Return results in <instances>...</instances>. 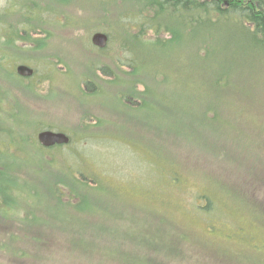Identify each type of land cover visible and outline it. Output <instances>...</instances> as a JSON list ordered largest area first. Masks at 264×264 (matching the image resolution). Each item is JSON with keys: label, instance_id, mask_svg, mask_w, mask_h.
Instances as JSON below:
<instances>
[{"label": "rangeland", "instance_id": "rangeland-1", "mask_svg": "<svg viewBox=\"0 0 264 264\" xmlns=\"http://www.w3.org/2000/svg\"><path fill=\"white\" fill-rule=\"evenodd\" d=\"M88 1L53 5L63 13L55 23L39 1L40 30L53 34L45 33L51 40L37 52L0 38V53L17 56L0 61V162L13 159L11 182L28 187L15 214L26 218L32 203L45 215L31 226L49 234L36 250L47 264L143 263L149 254L170 264H264V46L250 42L246 28L234 34L229 22L213 39L190 36L180 50L131 54L128 36L116 35L115 10ZM18 9L15 0H0V36L20 27ZM97 31L116 34L100 48L92 42ZM131 58L150 64L136 76ZM23 63L33 75L18 73ZM133 86L148 91V104L129 95ZM48 129L72 142L43 145L38 134ZM19 148L28 160L15 157ZM72 175L98 187L60 204L49 196L51 184ZM204 196L214 210L200 208ZM23 229L22 221L0 218V244ZM175 240L183 259L167 251ZM10 254L0 259L39 264Z\"/></svg>", "mask_w": 264, "mask_h": 264}, {"label": "trees", "instance_id": "trees-1", "mask_svg": "<svg viewBox=\"0 0 264 264\" xmlns=\"http://www.w3.org/2000/svg\"><path fill=\"white\" fill-rule=\"evenodd\" d=\"M15 1L19 6L17 11L21 12L20 19H22L18 24H21L22 26L20 25L18 29H14L12 26H6L7 29H3V36H0V38L5 37V39H7L6 41L11 40L10 44L13 42H20L18 46H15L20 49V51L32 50L33 52H37L41 48L47 47V42L51 40V37L45 36V33H53L51 31L40 30L41 25H43V19L41 17L42 8L39 1L45 2L47 7L52 8L49 12L47 11L48 16H50V14L52 16L48 17L49 19L46 21L48 22V20H50V23H55L56 21H62L61 18L63 17V13L60 12V10L53 8V5L64 4L62 1L67 0ZM28 2L33 3V11H27V7H30ZM88 2L95 8L103 10V12L110 13L112 9L115 10V17L111 18L114 19V26L118 27L116 28L117 34H115L121 35L124 40V37L128 36V50L131 51V54L153 52V50L157 49L164 53H170L174 48L180 50L186 48V40L190 36H193L196 40L200 39L202 41L204 38L213 39L215 37L216 29L223 27L229 22H233L236 26L234 27L236 33L234 32V34H239L240 28H246L244 29L246 31L245 36L249 37L250 42L254 43L255 46H264V0H89ZM10 12L11 10L8 14ZM28 12H30V15L27 14ZM2 18L5 20L4 15H2ZM111 19L107 17L104 21L107 22ZM250 25H252V29H250ZM99 26L102 28L104 27L102 23L98 25V27ZM111 31H109L108 34L109 38L115 36ZM206 31L209 36L203 34ZM150 32L154 36L153 39L148 37ZM23 34H26L27 37L31 36V38L28 39ZM39 34L42 36L33 37L34 35ZM200 49H202V52L205 51L202 47ZM11 55L14 57V63L17 60V56L7 50L0 53V61L4 63L5 59L11 57ZM136 59L137 58H131L132 61L130 62L131 64H129L135 71V75L138 76L139 72H141V67H147L150 64V61L148 60L139 64L136 63ZM32 61L33 60L30 62L32 63ZM163 80L164 82L167 81L165 77ZM136 81L147 84V90L148 88L151 89L150 83L146 78L139 77ZM222 81V75H219L215 79V83L218 86ZM136 89V86H133V89L132 87H129V95L134 97L143 96V101L139 98V102H143V105L148 104V100H151V98L148 100L144 98L146 94H148V91L139 94L136 92ZM20 141H26V138L19 139V141L12 143L20 145ZM71 142L72 139L67 144H70ZM4 150L6 149L4 148ZM12 150L14 151V149ZM20 150L21 148L15 153V157L18 155L21 157L24 156L25 159H27L29 157L26 154L27 151ZM9 151L12 152L10 149ZM9 151L6 150L3 154L10 155L11 153L8 154ZM11 160L13 161V159ZM12 161L5 158L0 162V218L4 220L12 219L13 221H22L24 229L20 233H8V237L5 240L6 244H0V252H10L11 256L9 257L16 258L17 260L19 259L20 261L30 259L39 262V264H47L46 255L44 256L43 253L38 252L36 248H45L44 245L49 242V234L46 231L35 232L31 229V226L34 224L43 222L45 215H37L35 209L39 206L32 203H28L29 205H27L31 208L27 209L26 218L19 217V214H15V210H17L16 207L22 206L21 201L24 195L26 196L25 190H28V187L26 188L24 183H19L18 185L14 184L15 182L17 183V181L11 182L13 181V178L9 169L14 164L12 165L9 162L12 163ZM38 161L41 163L46 162L44 157H39ZM87 181L86 178L81 179L80 177H76V175H72V178L68 182L66 180H55V182L51 184L49 196L60 204H67L68 201L73 198H77L79 201V199L84 196V193H88L89 189L98 187L91 186V183H88ZM68 196L70 197L69 200L67 199ZM203 198L207 205H204V202H202L200 208L205 211L214 210L215 204L213 201L205 196ZM29 214L32 217L29 218ZM1 237L2 236L0 235V239ZM181 244V242L175 240V247L172 245L167 251H173L170 254L174 256L180 255V258L183 259L182 256H185L186 251L184 252ZM25 246H29V249H32V251L25 249ZM170 254L166 253V257H171ZM220 258L224 259L222 256H220ZM11 260L12 259H10V261H3L0 259V264H21L20 262L17 263L16 261L13 262ZM119 260L120 261L116 264H170L169 261L165 262L155 254H149L148 257L146 256L143 263H138L136 260L131 263L127 262V259Z\"/></svg>", "mask_w": 264, "mask_h": 264}, {"label": "water", "instance_id": "water-1", "mask_svg": "<svg viewBox=\"0 0 264 264\" xmlns=\"http://www.w3.org/2000/svg\"><path fill=\"white\" fill-rule=\"evenodd\" d=\"M109 36L107 33L102 31H97L92 36V42L104 48L107 46ZM17 71L20 75L31 76L34 74V68L28 64H20L17 67ZM39 141L45 146H53L56 144H67L71 140V136L64 131H54V130H43L38 134Z\"/></svg>", "mask_w": 264, "mask_h": 264}, {"label": "bare ground", "instance_id": "bare-ground-1", "mask_svg": "<svg viewBox=\"0 0 264 264\" xmlns=\"http://www.w3.org/2000/svg\"><path fill=\"white\" fill-rule=\"evenodd\" d=\"M101 48V47H100ZM105 48V47H104Z\"/></svg>", "mask_w": 264, "mask_h": 264}]
</instances>
